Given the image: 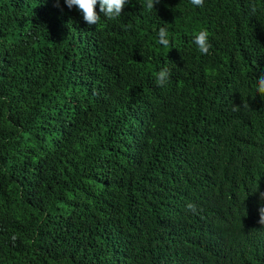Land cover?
Returning <instances> with one entry per match:
<instances>
[{
    "label": "trees",
    "instance_id": "obj_1",
    "mask_svg": "<svg viewBox=\"0 0 264 264\" xmlns=\"http://www.w3.org/2000/svg\"><path fill=\"white\" fill-rule=\"evenodd\" d=\"M144 3L0 0V264H264V0Z\"/></svg>",
    "mask_w": 264,
    "mask_h": 264
},
{
    "label": "clouds",
    "instance_id": "obj_2",
    "mask_svg": "<svg viewBox=\"0 0 264 264\" xmlns=\"http://www.w3.org/2000/svg\"><path fill=\"white\" fill-rule=\"evenodd\" d=\"M64 3L69 9L77 8L82 16L84 21L88 25H98L101 16L97 13L96 7L99 4L100 12L103 13L104 17L109 20H115L121 16L124 11V8L127 4L130 3V0H64ZM160 3V0H145V3L142 5L147 11L151 12L153 8H156V4ZM191 3L197 7H203L204 0H191ZM55 6H60V0H55ZM257 11V6L253 2L251 4V12L255 14ZM208 32L207 30H201L198 34L194 36V43L196 44L199 52L201 54H208L210 50V43L208 41ZM158 43L164 47H169V33L166 28L161 27L158 31ZM170 79L169 69L164 68L156 74V84L160 87H165ZM256 92L264 97V74H261L257 79L256 83ZM247 107V105H242ZM240 105H234L233 110H239ZM261 201H264V192L260 193ZM186 209L189 212L196 213L197 206L188 202ZM261 225H264V203L261 204L259 208V221Z\"/></svg>",
    "mask_w": 264,
    "mask_h": 264
}]
</instances>
